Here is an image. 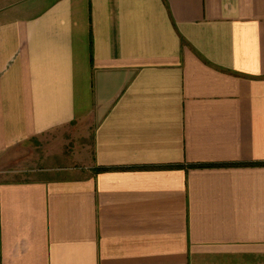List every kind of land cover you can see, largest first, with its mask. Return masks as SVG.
<instances>
[{"label": "crops", "instance_id": "crops-1", "mask_svg": "<svg viewBox=\"0 0 264 264\" xmlns=\"http://www.w3.org/2000/svg\"><path fill=\"white\" fill-rule=\"evenodd\" d=\"M0 264H264V0H0Z\"/></svg>", "mask_w": 264, "mask_h": 264}, {"label": "rangeland", "instance_id": "rangeland-1", "mask_svg": "<svg viewBox=\"0 0 264 264\" xmlns=\"http://www.w3.org/2000/svg\"><path fill=\"white\" fill-rule=\"evenodd\" d=\"M76 131L77 130L74 129L72 131V133H73V135L74 134H77V136H78V132H76ZM72 133L67 132V133L62 134V136L65 137L66 140H63V142L61 140L60 143L57 140V138L60 137V136H57V138L55 136L53 138V140L55 139L56 143H53L52 145L55 146V147L59 146V149L65 150V153H68V152L73 151V149H74V143H75L76 140L75 141L72 140V137H73ZM34 144L35 145H33L31 147L28 146V148L26 150H24V153L26 152L27 154L30 155V157L34 158V160H36L34 164H36V166H39V163L40 162H39V159L38 158H41V157H44V156L46 157L45 150L47 149V147L49 145H48V142L47 143H45V142L41 143V142H38V141L35 142ZM37 161H38V163H37ZM34 164L33 163L30 164V167L34 166Z\"/></svg>", "mask_w": 264, "mask_h": 264}]
</instances>
